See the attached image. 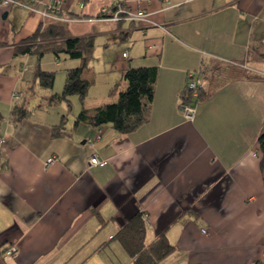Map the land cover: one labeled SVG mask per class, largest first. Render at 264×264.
Segmentation results:
<instances>
[{
	"label": "crops",
	"instance_id": "1",
	"mask_svg": "<svg viewBox=\"0 0 264 264\" xmlns=\"http://www.w3.org/2000/svg\"><path fill=\"white\" fill-rule=\"evenodd\" d=\"M118 4L146 9L148 19L97 17ZM36 8L0 6V264H130L113 236L137 211L146 216V244L166 231L174 246L161 264L264 260V0H64L61 19ZM51 22L105 46L133 48L139 39L143 51L121 52V78L107 81L100 100H116L112 87H125L129 66H157L145 122L128 133L67 122L68 135L54 138L63 113L51 108L10 121L13 104L27 98L30 60L13 46ZM227 62L248 71H229L185 118L179 95L189 74L201 70L209 84V66ZM93 155L103 162L89 164ZM10 244L16 252L3 256Z\"/></svg>",
	"mask_w": 264,
	"mask_h": 264
},
{
	"label": "trees",
	"instance_id": "2",
	"mask_svg": "<svg viewBox=\"0 0 264 264\" xmlns=\"http://www.w3.org/2000/svg\"><path fill=\"white\" fill-rule=\"evenodd\" d=\"M93 47V35L69 36L62 24L51 22L45 26L40 25L31 35L14 44L13 55H34L39 60L46 53H51L55 57H59L60 54L64 53L71 59H79L81 62L78 66L65 70V80L61 92L51 93L45 98L44 103L51 107L60 102H68L70 96L77 95L81 107L74 116L71 128L80 123L96 127L109 124L119 133H128L148 119L158 67L129 66L122 73V78L126 83L125 87L121 88L119 83L112 87V90L117 92L116 100L87 108L84 106V101L87 98L89 87L94 83V78L88 66ZM54 80L55 74L53 71L42 70L39 64H36L32 77L34 84L37 82L39 87L51 90ZM25 93L27 97L34 93L30 83ZM209 95L210 91L207 93L204 91L196 99L191 97V92L184 88L179 95V100L187 104H196ZM26 101L27 98L22 102L13 104L9 118L14 125L19 124L32 114L33 110L28 109ZM37 109H44V104L38 103ZM1 117L0 114V119ZM67 120V115L62 114L59 122L52 125V137L68 135L71 128L67 129ZM257 142L261 155L260 164L263 166L264 129L259 133ZM145 233L146 216L143 211H137L119 227L113 238L121 243L129 255L130 264H161V260L174 250V246L170 243L166 231L158 233L148 244L145 243ZM254 264H264V260L256 261Z\"/></svg>",
	"mask_w": 264,
	"mask_h": 264
},
{
	"label": "rangeland",
	"instance_id": "3",
	"mask_svg": "<svg viewBox=\"0 0 264 264\" xmlns=\"http://www.w3.org/2000/svg\"><path fill=\"white\" fill-rule=\"evenodd\" d=\"M105 42L106 41H103L99 37L95 38L92 57L88 61L89 70L94 78V83L89 87L87 92V100L85 103L87 107H93L94 105L104 103L102 102L103 100L101 101L100 99H102L106 94L107 81L120 80L121 74L118 68L121 63L123 64L127 62L126 59H122L120 57L121 52L127 50L130 57H132L134 55H137L140 51H143L141 50L142 45L139 39L136 40L135 46L133 48L131 47L128 49H126V44L123 45V41H117L116 43L110 42L107 46L103 44ZM29 58V68L27 70V74L29 75V83L30 85H32V89L34 92L32 95L27 97L26 101V106L28 107V109L33 110L30 118L39 119L43 117L42 113H39L37 110V104L43 103V110L51 108V112L66 114L68 119L67 122H71L72 124L74 116L79 112L81 107L77 95L70 96L68 98V102H60L51 107H48V105L44 103V100L51 93L61 92L65 80L66 68L77 66L81 61L79 59H71L64 53L60 54L59 57H55L51 53H46L39 61H37V58L34 55H30ZM37 63L42 70L54 72L55 80L51 90L43 89L38 86L37 82H35V84L32 82L33 72ZM243 66L245 67L244 63H242L241 65H237L229 62L224 64L213 63L212 65H210L208 68L209 73L207 75L209 84L206 93L213 86H216L226 80L228 74L231 71H241V73L248 71V69L244 68Z\"/></svg>",
	"mask_w": 264,
	"mask_h": 264
},
{
	"label": "built area",
	"instance_id": "4",
	"mask_svg": "<svg viewBox=\"0 0 264 264\" xmlns=\"http://www.w3.org/2000/svg\"><path fill=\"white\" fill-rule=\"evenodd\" d=\"M64 0H0V6L4 8H9L11 6H20L29 11H37L36 6L38 4H42L44 9L40 12L51 18V19H61L59 17V13L61 12V5ZM149 1V0H144ZM165 2H169V0H164ZM39 11V10H38ZM149 13L146 9L137 8V9H130V8H123L120 5L106 7L103 6L98 14L97 17L119 22L122 20L128 21H145L148 19ZM123 56H126V53H123ZM208 83L205 79V76L201 73V70L195 73H190L185 88L191 92V97L198 98L201 92H204L207 89ZM197 104V103H196ZM196 104H187L180 101L179 107L187 119H192L195 111ZM90 141V140H89ZM5 142L3 137H0V147ZM55 160L54 156H49L46 160L47 163H51ZM101 161L95 155L89 158V164L95 165L100 164ZM17 248L15 245L10 244L6 246L2 250L3 256H10L16 252Z\"/></svg>",
	"mask_w": 264,
	"mask_h": 264
},
{
	"label": "water",
	"instance_id": "5",
	"mask_svg": "<svg viewBox=\"0 0 264 264\" xmlns=\"http://www.w3.org/2000/svg\"><path fill=\"white\" fill-rule=\"evenodd\" d=\"M5 16H6V14L4 13V14H3V17H5Z\"/></svg>",
	"mask_w": 264,
	"mask_h": 264
}]
</instances>
